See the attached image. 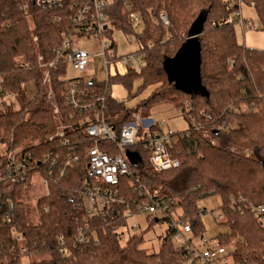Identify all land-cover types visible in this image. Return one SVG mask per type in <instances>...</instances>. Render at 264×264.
I'll use <instances>...</instances> for the list:
<instances>
[{
    "label": "trees",
    "instance_id": "1",
    "mask_svg": "<svg viewBox=\"0 0 264 264\" xmlns=\"http://www.w3.org/2000/svg\"><path fill=\"white\" fill-rule=\"evenodd\" d=\"M237 1L116 0L107 8L116 29L134 33L128 14L135 10L141 15L143 29L136 38L143 67L139 72L128 69L123 74L109 75L105 82L91 80L85 85L93 84L101 92L107 89L106 120L118 130L128 121L130 111L110 92L113 82L121 81L132 88L134 81L141 79L143 83L138 90L152 87L151 95L142 99L137 109L171 101L184 112V102L188 101L191 108L185 113L187 119L193 117L201 122L209 135L196 130L190 120L188 129L170 132L175 139L169 149L181 165L165 171H156L149 164L150 150L139 145L131 147L139 150L142 157L141 165H133L134 174L146 183L150 192L158 190L164 199L173 200L170 210L191 223L193 236L205 235L207 231L199 201L219 195L220 220L227 230L219 231L216 237L224 245L234 237H243L244 246L231 250L234 261L264 264V222L252 207L264 205V48L238 42L235 23L240 19L231 17L239 8ZM241 1L255 7L264 29V0ZM36 2L0 0L1 92L14 93L19 104L17 109L11 106L3 109L0 105V148L5 143L21 146L37 161L57 152L67 155L73 151L72 146L92 142L81 123L88 113L74 110L58 95L67 80H58L53 72L52 87L60 109L55 114L37 63L39 54H44L46 60L55 58L62 34L71 26L68 1L50 9H42ZM160 11L167 14L170 25H163ZM199 19L201 24L197 25ZM193 29L199 48L197 69L201 88L186 91L175 87L165 61L176 58L181 50L183 56L188 54ZM28 80L36 81L38 89L27 100L24 89ZM157 127L155 123L150 129ZM60 131L62 137L56 135ZM142 133L143 128L140 136ZM36 166L37 162L31 164L30 174ZM86 169L85 163L79 162L63 176L47 175L49 191L37 202L36 219L28 202L31 178L5 187L0 202V264H24L26 255L31 256L30 264H198L175 245L170 225L158 251L150 252L143 246L142 230L130 234L123 243L117 232L128 224L124 218L127 203L117 206L120 211L117 217L93 219L91 230H95L98 243H79L76 236L86 212L83 208ZM131 182V177H122L121 192L128 202L141 200L140 191ZM7 197L13 198L15 206L10 210L11 220L4 223L2 214L8 209ZM162 220L168 219L153 216L145 219L148 228ZM13 226L23 233L27 252L22 253L21 243L13 239Z\"/></svg>",
    "mask_w": 264,
    "mask_h": 264
},
{
    "label": "built area",
    "instance_id": "2",
    "mask_svg": "<svg viewBox=\"0 0 264 264\" xmlns=\"http://www.w3.org/2000/svg\"><path fill=\"white\" fill-rule=\"evenodd\" d=\"M36 1L42 9L59 8L62 6L63 1H68V8L72 11L70 14L71 26L63 32V40L59 48L55 50V58L46 60L44 54H39L37 60L42 70L41 81H43L44 86H47L46 95L51 101L54 113L59 114L60 109L55 101V91L52 87L54 81L53 72L55 71L58 75L65 68L67 62L75 67L86 69L91 56L90 52L76 46V39L89 36L105 38L102 48L104 50L103 55H105V64H107L108 69L111 62L114 63L118 60L115 57V43L112 35L113 28L115 27L112 21H110L107 12L108 6L116 0ZM22 8L24 9V5H22ZM128 19L135 28L136 25L143 21L141 20L140 13L135 10H131L128 14ZM159 19L164 26H168L171 23L164 11H160ZM240 20H243L242 17ZM35 40H37L36 37ZM107 52H110V55L113 56L111 61L107 58ZM120 59L132 71L139 72L143 67L142 54L137 50L121 56ZM107 75L109 76V72ZM58 80L60 79L58 78ZM61 80H67V84L58 90V95L63 97L65 103L74 110L88 113L86 117L81 119V123L84 124L85 133L92 143L83 146L79 144L72 146L73 151L67 155L64 152H57L53 156L46 157L44 154L45 157L37 159V161L30 151H23L21 146H10L5 143L0 148L2 154L0 159V202L4 199V190L7 185L14 186L26 178H31L32 174H30V171L32 167L30 166L35 162H37V166L34 173L40 172L41 178L45 182L47 193L49 191L47 175L55 173L63 176L69 168L77 165L79 162H84L87 168V181L84 186L83 208L86 212L76 236L79 243H98L95 230H91L93 219L100 218L105 220L108 215L117 217L120 214L117 206L127 203L128 209L124 215L126 219L136 217L138 214L145 212L148 213L146 217L153 216L159 219H168V224L173 231L175 245L185 252L187 258L194 260L198 264H242L241 262L234 261L231 254L232 249L227 244L224 245L215 234L210 236L206 234L191 235V223L170 210L169 205L173 203V200L164 199L158 190L150 192L146 183L137 174H134L133 165L127 155V150L138 151L140 153L137 149H131L135 145H139L144 150H150L148 161L154 170L165 171L167 169L178 168L181 165L180 160L173 157L169 149L175 137L170 132H163L161 125L158 123L157 129L151 130L150 127L156 122L150 120L147 123V119L142 120L141 123L128 120L118 130L113 123L106 120V95L108 94L106 88L101 92L92 86L93 84L85 85L84 79L79 77ZM92 81H95V79ZM1 91L2 86L0 82V94H2L0 99L4 95L14 96L16 99L14 93L10 91L2 93ZM188 104L189 102H185L186 108L191 107ZM189 120L196 130L201 131L205 136L209 135L208 130L205 129L201 122L193 117ZM142 128L143 133L140 136L139 133ZM56 135L62 137L63 132L60 131ZM50 139H53V136H50ZM113 150L118 152H113ZM141 159L137 161V166L141 165ZM49 165L50 167L47 169ZM124 176L131 177V184L142 195L141 200L128 202L120 189L122 177ZM6 200L8 209L5 208L2 214L4 223H8L11 220L10 210L15 206L12 197H7ZM252 207L264 222V205H253ZM202 222L204 224L203 220ZM139 225L136 222L131 228L138 231ZM89 230L92 231V234H89ZM117 233L118 237L124 238L123 231L119 229ZM11 234L14 240L21 243V252H27V247L23 243V233H20L16 226H13ZM60 239L61 241L63 240L62 237Z\"/></svg>",
    "mask_w": 264,
    "mask_h": 264
},
{
    "label": "rangeland",
    "instance_id": "3",
    "mask_svg": "<svg viewBox=\"0 0 264 264\" xmlns=\"http://www.w3.org/2000/svg\"><path fill=\"white\" fill-rule=\"evenodd\" d=\"M237 3H239V8L232 12L231 17L237 20L241 19V17L243 19L242 21L239 20L235 23V32L238 42L245 46H252L261 49L264 48V29L255 7L241 0H238ZM142 29L143 23L136 25L135 32L132 34H126L120 29L113 28L112 35L115 43V57L118 60L114 63L111 62L109 69L107 64H105V55H103L104 50L102 48V43L105 38L89 36L76 39V46L90 52L91 54L89 63L87 64L88 66L86 69H81L67 62L65 68H63L58 74V78L61 80L79 77L84 79L85 82H90L93 79H95L96 82H105L108 78V72L110 76L125 73L128 70V65L124 64L120 57L133 53L138 49L139 43L136 34L141 32ZM191 42L195 45L196 37H193L188 45H190ZM112 57L113 56L110 55V52H107V58L109 61L112 60ZM168 70L170 76L175 78L173 70L170 67ZM189 76H191L189 78L190 82L194 83L193 85L198 86L197 88L200 89L201 85L198 80L199 76L195 68L193 69V67H191ZM142 83L141 79H136L132 88L125 86L121 81L113 82L110 86V92L113 97L119 102L123 101L127 111H130L128 120L141 123L142 120L150 118L161 125L163 132H178L189 128V120L185 113L191 107L183 109L184 112H182L179 106H175L171 101H163L150 105L149 109H137V104L142 99L148 98V96L151 95V86L138 90ZM37 89V82L34 80H28L24 89V96H26V99H32L35 96ZM0 105H2L1 107L3 109H6L8 106L17 109L19 106L17 99H15L14 96L8 95H4V97L0 99ZM30 181L32 182V187L29 190L28 202L33 211V216L36 219L38 217V213L35 210L37 202L40 197L46 195L47 188L39 171L31 175ZM221 202V197L219 195H209L208 197L201 199L198 203L202 209L201 211H203L201 217L207 230V236L216 234L219 231L227 230V227L221 224V218L219 217ZM146 215H148L147 212L127 219L128 224L120 229L124 233L122 241L124 243L128 239V236L135 232L131 226L138 222L140 225L137 230H142L143 235L145 236L143 246L150 252H153V250L158 251L169 224L167 221L162 220L152 226V228H148L149 223L145 221ZM226 244L231 249L239 248L244 246V238L241 236L238 238L234 237L229 240V242H226ZM23 263L30 264L31 256H24Z\"/></svg>",
    "mask_w": 264,
    "mask_h": 264
},
{
    "label": "water",
    "instance_id": "4",
    "mask_svg": "<svg viewBox=\"0 0 264 264\" xmlns=\"http://www.w3.org/2000/svg\"><path fill=\"white\" fill-rule=\"evenodd\" d=\"M197 25L201 24L200 19L196 22ZM196 30H192L191 37L196 35ZM196 49V50H195ZM198 47L196 45L191 44L190 50L188 51V54L183 56L182 50L177 54L176 58L168 59L165 61L166 68L169 74L168 68L170 67L175 75V78L171 77L169 74V77L172 81H175V87H183L186 91H191L197 89L198 86L193 85L194 83H191L189 78L190 75V69L193 67L195 68L198 74ZM195 51V52H194ZM200 82V76L198 78ZM127 155L130 159V162L132 165L136 166L137 161L141 159L140 153L138 151H131L127 150Z\"/></svg>",
    "mask_w": 264,
    "mask_h": 264
},
{
    "label": "crops",
    "instance_id": "5",
    "mask_svg": "<svg viewBox=\"0 0 264 264\" xmlns=\"http://www.w3.org/2000/svg\"><path fill=\"white\" fill-rule=\"evenodd\" d=\"M150 120H152V119H150V118H149V119H147V123H149V121H150Z\"/></svg>",
    "mask_w": 264,
    "mask_h": 264
}]
</instances>
